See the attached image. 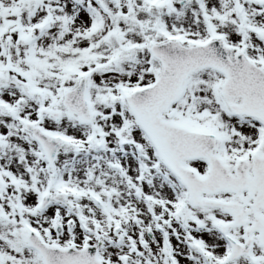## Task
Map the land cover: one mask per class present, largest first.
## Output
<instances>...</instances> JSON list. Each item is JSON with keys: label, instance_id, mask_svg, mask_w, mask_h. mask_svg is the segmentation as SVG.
I'll return each mask as SVG.
<instances>
[{"label": "snow or ice", "instance_id": "obj_1", "mask_svg": "<svg viewBox=\"0 0 264 264\" xmlns=\"http://www.w3.org/2000/svg\"><path fill=\"white\" fill-rule=\"evenodd\" d=\"M0 264H264V0H0Z\"/></svg>", "mask_w": 264, "mask_h": 264}]
</instances>
